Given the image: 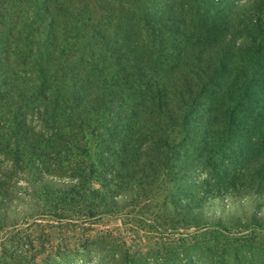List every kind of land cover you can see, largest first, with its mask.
Listing matches in <instances>:
<instances>
[{
  "label": "trees",
  "instance_id": "trees-1",
  "mask_svg": "<svg viewBox=\"0 0 264 264\" xmlns=\"http://www.w3.org/2000/svg\"><path fill=\"white\" fill-rule=\"evenodd\" d=\"M263 197L264 0H0V264H255Z\"/></svg>",
  "mask_w": 264,
  "mask_h": 264
},
{
  "label": "rangeland",
  "instance_id": "rangeland-1",
  "mask_svg": "<svg viewBox=\"0 0 264 264\" xmlns=\"http://www.w3.org/2000/svg\"><path fill=\"white\" fill-rule=\"evenodd\" d=\"M233 1H239V0H233ZM100 13V10L98 9H94L93 14L97 17ZM254 205H251L250 207L253 208ZM261 208L262 213H263V217H264V197L262 198V201L260 202L258 208ZM234 209H237L236 205H233ZM211 213H215L218 212V214H226L227 210L224 206L221 205H217L213 208L210 209ZM224 216H231L230 213L227 212V215ZM121 223H122V218L119 215L116 214H105L103 216H101V218L99 219L98 223H96V228L98 229H115L118 227H121ZM142 235H132L131 233V237L128 238V245L131 246V249L133 251V253L136 254V257H138L139 259H142V256L146 255L147 258H149L150 260L156 259L158 258L159 254L155 253V251L158 249L159 246H162V244L160 242H164L165 246H171V247H179V243H174L171 242L168 238H162V239H158L157 235L155 236L153 232L149 231L148 236L149 237H145V234L142 233ZM144 234V235H143ZM262 234L264 236V226L262 228ZM176 236H179L180 234H175ZM155 236V237H154ZM175 236V237H176ZM197 250V249H196ZM195 249H192L188 255H187V259H178V258H174V259H163L161 260V263L163 264H214L212 263L209 259H207L206 254L201 253L199 250L196 251ZM79 257H75V255H73L71 252H68L67 254H63L59 257V262L57 264H91L88 262H82L81 260L78 259ZM91 258H85V260H90ZM78 260V261H77ZM255 260V264H264V244H263V248L260 252V254H256L254 257ZM39 260H37L38 262ZM153 264H156V261H152ZM143 263V262H142ZM96 264H103L101 259L99 261H97ZM226 264H232V261L226 263Z\"/></svg>",
  "mask_w": 264,
  "mask_h": 264
}]
</instances>
